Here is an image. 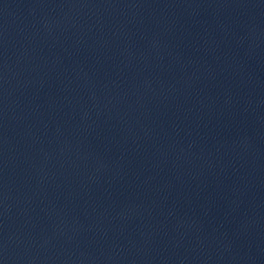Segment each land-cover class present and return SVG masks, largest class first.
Returning <instances> with one entry per match:
<instances>
[{"label":"water","instance_id":"1","mask_svg":"<svg viewBox=\"0 0 264 264\" xmlns=\"http://www.w3.org/2000/svg\"><path fill=\"white\" fill-rule=\"evenodd\" d=\"M0 264H264V0H0Z\"/></svg>","mask_w":264,"mask_h":264}]
</instances>
